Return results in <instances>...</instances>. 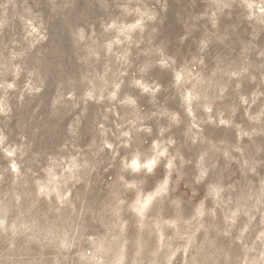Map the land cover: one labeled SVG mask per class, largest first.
<instances>
[{
	"label": "clouds",
	"instance_id": "obj_1",
	"mask_svg": "<svg viewBox=\"0 0 264 264\" xmlns=\"http://www.w3.org/2000/svg\"><path fill=\"white\" fill-rule=\"evenodd\" d=\"M80 4L0 0V264H264V0Z\"/></svg>",
	"mask_w": 264,
	"mask_h": 264
},
{
	"label": "rangeland",
	"instance_id": "obj_2",
	"mask_svg": "<svg viewBox=\"0 0 264 264\" xmlns=\"http://www.w3.org/2000/svg\"><path fill=\"white\" fill-rule=\"evenodd\" d=\"M80 9L85 11L88 10V0H81ZM177 10L178 9L174 5L173 11L169 13L168 21L165 25V35L172 39H175L181 32L180 25L175 19V12Z\"/></svg>",
	"mask_w": 264,
	"mask_h": 264
}]
</instances>
